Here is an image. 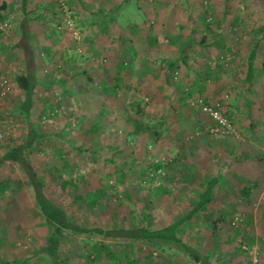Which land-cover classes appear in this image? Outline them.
<instances>
[{
  "label": "rangeland",
  "instance_id": "obj_1",
  "mask_svg": "<svg viewBox=\"0 0 264 264\" xmlns=\"http://www.w3.org/2000/svg\"><path fill=\"white\" fill-rule=\"evenodd\" d=\"M261 2H248L244 8ZM227 3L233 8V0ZM129 10L131 8H127ZM213 11L206 13L207 20L209 16L212 18L211 13L214 17ZM15 12L12 18L14 24L19 21L15 16L19 13ZM66 18L67 13L58 6L56 17L47 24L48 28H31L35 31L34 48L39 51L37 74L40 79L31 122L37 134L43 136L36 141L32 150V164L44 180L45 195L66 212L71 222L79 226L128 229L145 224L149 230L165 228L193 206L197 190L184 189L186 177L178 179V176L187 166L192 171L196 170L193 162L196 163L198 158L193 160L186 154L181 156L180 150L176 154V147L171 148L169 155L162 151L155 152V147L149 146L151 137L133 135L134 121L148 122V116L134 106L138 96L131 81L126 84L121 82L122 88L115 90L117 80L107 78L106 72L101 74L107 61L93 58L81 49L76 52L77 62L71 61L69 56L59 59L60 42H72L73 51L76 50V41L64 27ZM0 28L8 29L4 23ZM79 28L75 26L81 35ZM0 38L11 42L15 40V32L0 30ZM44 47H49L48 52H43ZM97 60H104V65H97ZM6 77L12 87L11 78ZM16 99L15 95L0 99V157L8 148L24 142L27 137L26 118L14 110ZM218 105L224 111V104ZM228 119L233 127L229 116ZM209 127L194 129V139L207 138L214 144L223 145L228 141L235 144L242 141L243 135L235 127L238 138L228 136L217 139L209 136ZM93 128L95 131L90 132ZM56 133L61 135L64 143L44 137ZM78 148L83 152L79 153ZM0 181L7 182L5 192L0 194V264H51L40 254L45 244L46 228L32 200L26 178L17 166L5 164L0 166ZM70 181L74 182V187H65L64 182ZM262 191L253 189L252 195L258 197L255 199L252 196L248 201L241 196V189L232 190L229 196H232L233 206H222L221 197L208 206L206 213L212 217L215 215L213 220H217L219 213L225 211V222H217V225H228L229 229L223 234L228 238V244H224L225 239L220 241V238H225L221 228L213 231L201 213L180 228L179 237L202 255L213 254L210 264H252L253 257L264 264V252L258 251L264 245V204L259 202ZM102 192L100 196L97 195ZM92 201H96L94 206L91 205ZM236 217L243 221L239 226L232 227L231 223ZM216 242L221 245L215 248ZM106 243L112 246L118 258L123 257L121 250L127 249L126 242ZM88 247L90 245L85 241L71 238L62 247L67 257L64 264H107L102 259L88 261ZM219 247L228 250L227 255L218 254ZM131 248L130 258H141L142 264H196L178 245L165 252L153 251V247L140 242H133Z\"/></svg>",
  "mask_w": 264,
  "mask_h": 264
},
{
  "label": "crops",
  "instance_id": "obj_2",
  "mask_svg": "<svg viewBox=\"0 0 264 264\" xmlns=\"http://www.w3.org/2000/svg\"><path fill=\"white\" fill-rule=\"evenodd\" d=\"M63 1L0 0V26L4 23L8 27L0 30L15 32V40L11 42L0 38V75L11 78L9 95L17 98L14 110L19 115H23L19 111L23 92L15 78L25 70L23 54L16 48L21 37L20 25L26 19L30 28H48L47 24L56 17L57 7L63 3L68 6L72 20L81 27L83 39L76 42L75 52L72 42H60L59 59L69 56L77 62L76 52L80 48L93 58L107 61L101 74L106 72L107 78L117 80L115 90L122 88L121 82L133 83L138 96L133 105L149 119L142 123L134 121L133 131L139 124L142 127L137 136L151 137L149 146L155 147V152L169 155L171 148L176 147V154L180 150L181 156L198 158L193 162L196 170L187 166L178 176V179L186 177L184 189L197 190L193 206L202 188L214 178L218 184L211 204L221 197L222 206H233L229 196L232 190H264V0L247 8L244 5L257 0H233V8L227 0ZM206 1L210 10L214 9L212 22L206 19ZM15 10L20 15H15L19 20L16 24L12 19ZM238 30L241 32L233 35ZM33 31L30 43L38 62ZM48 48L44 47L43 52H48ZM195 97L210 106L224 104L233 126L243 135L242 141L223 145L207 138L194 139V129L212 125L207 117L190 108L189 100ZM261 194L259 202L264 204V191ZM224 212L218 216L221 222H225ZM218 227L223 235L228 225ZM223 240L228 244V238H220ZM215 244V248L221 245ZM261 247L258 251L264 252V245ZM218 249V254L227 255L228 250ZM212 255L203 256L211 261Z\"/></svg>",
  "mask_w": 264,
  "mask_h": 264
},
{
  "label": "trees",
  "instance_id": "obj_3",
  "mask_svg": "<svg viewBox=\"0 0 264 264\" xmlns=\"http://www.w3.org/2000/svg\"><path fill=\"white\" fill-rule=\"evenodd\" d=\"M228 1V0H227ZM206 1V13L208 6ZM210 9V8H209ZM211 10H209L210 13ZM213 18L212 13L210 14ZM211 19L210 22H212ZM21 37L16 45L23 54V62L25 66L24 72L16 76L15 82L19 90L23 92V96L19 105V111L23 113L27 121V137L24 142H21L12 148H8L5 153L0 157V166L5 164H12L19 168L27 181L28 188L31 191L32 200L39 209L43 218L46 228V238L40 254L45 256L51 264H64L66 260V251L62 249L67 241L75 237L85 241L89 244L88 261L106 260L107 264H142L141 258L134 259L131 256V244L133 242H140L147 246L153 247V251L157 250L165 252L167 249H172L173 245L182 247L184 254L196 264H210L208 257L201 255L193 248L186 245L179 237L180 228L195 219L199 213L203 214L206 222L210 223L212 230H217V222L222 219L213 220L211 215H207L206 211L211 204L214 196L215 188L218 184V179L214 178L209 180L204 186L203 191L199 194L198 200L194 206L181 216L178 220L171 225L157 230H149L145 224L133 226L128 229H121L118 227L105 229L101 227H84L71 222L68 215L64 210L56 206L44 192L45 183L41 176L37 173L32 162V150L37 140L42 139L43 136L37 134L34 125L31 122L32 109L34 108V101L36 95V88L39 85L40 79L37 75V62L35 52L31 46V28L29 21L24 19L20 25ZM263 34V31H261ZM257 47V44L254 48ZM254 52V51H253ZM133 131V135L137 136L141 129V124L138 125ZM95 131L93 128L90 132ZM45 138H54L56 141L64 143L59 133L45 135ZM79 153L83 152L82 149H76ZM7 182L0 181V194L5 192ZM64 186L74 187V182H64ZM102 193L97 194L100 196ZM241 196L250 199H257L258 195H252L250 188L241 189ZM96 201H92L91 205L94 206ZM106 241L113 242H126L127 249H122V258H118V254L114 252L112 246ZM172 245V246H171ZM150 255V253H149ZM148 259V258H147ZM10 264V263H4Z\"/></svg>",
  "mask_w": 264,
  "mask_h": 264
},
{
  "label": "built area",
  "instance_id": "obj_4",
  "mask_svg": "<svg viewBox=\"0 0 264 264\" xmlns=\"http://www.w3.org/2000/svg\"><path fill=\"white\" fill-rule=\"evenodd\" d=\"M60 7L62 12L67 13V18L64 20L65 30L72 35V38L76 42L80 41L81 35L75 29V25L72 21V18L70 17V10H67V7L63 3H61ZM207 12L209 13V11ZM211 19L212 18L209 16L208 21L210 22ZM58 29L60 30L61 28L58 27ZM77 51L80 52V48H77ZM96 62L99 66L104 65V60H97ZM10 92L11 85L8 81V78L4 75H0V99L6 98ZM189 106L199 110L201 114L206 116L212 122V125L207 129L209 136L215 139L228 136H235L238 138V134L236 133L234 126L232 127L227 114L222 110L221 107H219V105L210 106L207 105L203 99L195 97L189 100ZM158 173H160V171H158ZM242 221L243 220L241 218L236 217L232 221L231 226H239ZM243 250H245V248H243ZM252 264H260V262L256 259V257H253Z\"/></svg>",
  "mask_w": 264,
  "mask_h": 264
}]
</instances>
